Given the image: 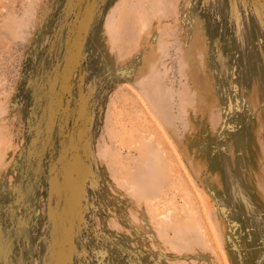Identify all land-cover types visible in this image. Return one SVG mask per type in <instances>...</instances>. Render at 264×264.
Segmentation results:
<instances>
[{"label":"rangeland","instance_id":"rangeland-1","mask_svg":"<svg viewBox=\"0 0 264 264\" xmlns=\"http://www.w3.org/2000/svg\"><path fill=\"white\" fill-rule=\"evenodd\" d=\"M0 264H264V0H0Z\"/></svg>","mask_w":264,"mask_h":264}]
</instances>
